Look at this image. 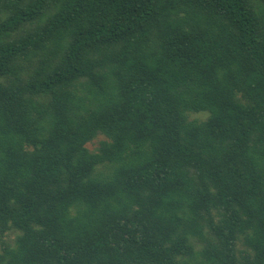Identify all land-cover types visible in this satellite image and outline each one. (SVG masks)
<instances>
[{
  "label": "trees",
  "instance_id": "16d2710c",
  "mask_svg": "<svg viewBox=\"0 0 264 264\" xmlns=\"http://www.w3.org/2000/svg\"><path fill=\"white\" fill-rule=\"evenodd\" d=\"M0 264H264V0H0Z\"/></svg>",
  "mask_w": 264,
  "mask_h": 264
},
{
  "label": "rangeland",
  "instance_id": "374dc122",
  "mask_svg": "<svg viewBox=\"0 0 264 264\" xmlns=\"http://www.w3.org/2000/svg\"><path fill=\"white\" fill-rule=\"evenodd\" d=\"M191 118H198V119H201V118H202V114H195V115H192ZM101 138H102V137H101ZM101 138L99 137V138H97L96 140H94V141L89 145L88 148H89L91 151H94V149H95L96 146H97V141H98V140H101Z\"/></svg>",
  "mask_w": 264,
  "mask_h": 264
}]
</instances>
